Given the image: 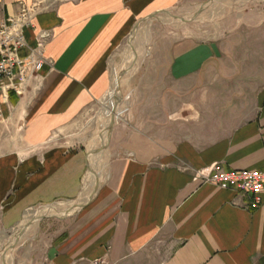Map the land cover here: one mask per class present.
I'll return each mask as SVG.
<instances>
[{
    "label": "crops",
    "instance_id": "1",
    "mask_svg": "<svg viewBox=\"0 0 264 264\" xmlns=\"http://www.w3.org/2000/svg\"><path fill=\"white\" fill-rule=\"evenodd\" d=\"M179 1L0 0V23L21 5L37 9L24 37L44 58L21 97L2 104L0 232L36 206L78 200L88 154L67 129L111 89L137 22ZM161 53L140 61L98 186L65 215L41 264H264V193L251 210L249 196L195 175L216 163L264 170V18L243 14L220 39Z\"/></svg>",
    "mask_w": 264,
    "mask_h": 264
},
{
    "label": "rangeland",
    "instance_id": "2",
    "mask_svg": "<svg viewBox=\"0 0 264 264\" xmlns=\"http://www.w3.org/2000/svg\"><path fill=\"white\" fill-rule=\"evenodd\" d=\"M250 12H259L264 18V0H180L173 8L137 22L136 31L134 28L116 51L111 69V89L106 96L86 108L67 129L68 136L81 140L92 170L99 178V171H103L107 160L111 134L129 116V110L134 105L135 91L130 83L140 61L154 55V52L157 56L162 55L161 51L174 41L186 38L204 41L220 39L227 31L233 30L243 14ZM114 80H118V86ZM124 96L128 99L123 100ZM111 105L114 115L108 119L106 111ZM124 108L128 110L121 114L120 110ZM103 146L105 149L102 151ZM94 158L97 161L94 162ZM88 172L89 165L86 175ZM71 202L56 201L36 206L25 214L32 212L36 221L26 223L24 218L11 230L0 232V264H41L47 245L68 220V216H61L58 211Z\"/></svg>",
    "mask_w": 264,
    "mask_h": 264
},
{
    "label": "built area",
    "instance_id": "3",
    "mask_svg": "<svg viewBox=\"0 0 264 264\" xmlns=\"http://www.w3.org/2000/svg\"><path fill=\"white\" fill-rule=\"evenodd\" d=\"M37 14L34 7L21 5L19 12L0 23V121L2 104L13 92L17 96L24 93L26 84L44 62L41 44L30 49L24 37V30L34 29L33 20ZM23 49L28 50L24 58L19 56ZM129 96V95H128ZM124 96L123 100H127ZM128 108L120 110L121 114ZM202 183L230 190L243 196H249L248 208L255 210L261 202L264 193V170H225L222 164L216 163L210 167L195 172ZM95 263V262H94Z\"/></svg>",
    "mask_w": 264,
    "mask_h": 264
},
{
    "label": "bare ground",
    "instance_id": "4",
    "mask_svg": "<svg viewBox=\"0 0 264 264\" xmlns=\"http://www.w3.org/2000/svg\"><path fill=\"white\" fill-rule=\"evenodd\" d=\"M138 26H139V23H137L136 24V26L134 27L135 28V31H136V29L138 28ZM138 31V30H137ZM113 79H114V77H113ZM114 83H115V85L116 86H118L119 84H118V80H114ZM113 115H114V108H113V106L111 105L108 109H107V111H106V117L108 118V119H110L111 117H113ZM117 118H119V117H117ZM120 119V118H119ZM113 120V119H112ZM111 120V121H112ZM102 137V136H101ZM104 138V137H103ZM103 138H101V139H103ZM105 141V140H104ZM104 144V143H103ZM103 149H105V147L103 146L102 147V151H103ZM102 151H101V153H102ZM91 153V152H90ZM95 160L97 161V158H94V162H95ZM91 161L90 160H88V165H89V172H88V174L86 175V177H85V179H84V185H83V187H82V191H81V193H80V196H79V198H78V200L77 201H75V202H71V203H69L67 206H66V208L65 209H63L62 211H58L59 212V214L61 215V216H65V215H69V214H71V213H73V212H75L77 209H79L82 205H83V203L88 199V198H90V196H92L93 194H94V192H95V190H96V188H97V186H98V183H99V175L96 173V171H94V170H92V163H90ZM53 214V213H52ZM36 216H37V213H36ZM41 219V218H40ZM37 219L33 216V213L31 212V213H29V215H25V220H23V221H26V223L27 222H29V223H31V222H34V221H36ZM38 222V221H37ZM29 226V225H28ZM23 228V227H22ZM27 228V227H26ZM29 229V228H28Z\"/></svg>",
    "mask_w": 264,
    "mask_h": 264
}]
</instances>
